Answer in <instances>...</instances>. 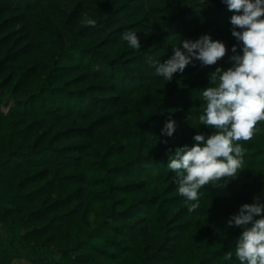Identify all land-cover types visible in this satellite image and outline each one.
<instances>
[{"label":"trees","instance_id":"1","mask_svg":"<svg viewBox=\"0 0 264 264\" xmlns=\"http://www.w3.org/2000/svg\"><path fill=\"white\" fill-rule=\"evenodd\" d=\"M0 223V264H264V0H0Z\"/></svg>","mask_w":264,"mask_h":264},{"label":"rangeland","instance_id":"2","mask_svg":"<svg viewBox=\"0 0 264 264\" xmlns=\"http://www.w3.org/2000/svg\"><path fill=\"white\" fill-rule=\"evenodd\" d=\"M59 3H60V5H61L62 7L66 8V9H70V6H69L65 1H60ZM1 224H2V223H1ZM2 225H3V224H2ZM3 228H4V225H3ZM4 231H5V229H4ZM48 254H49L50 256H52V257H58V256H59V254L56 253V252H49Z\"/></svg>","mask_w":264,"mask_h":264},{"label":"crops","instance_id":"3","mask_svg":"<svg viewBox=\"0 0 264 264\" xmlns=\"http://www.w3.org/2000/svg\"><path fill=\"white\" fill-rule=\"evenodd\" d=\"M3 234H5V231H4L3 225L0 223V235H3Z\"/></svg>","mask_w":264,"mask_h":264}]
</instances>
